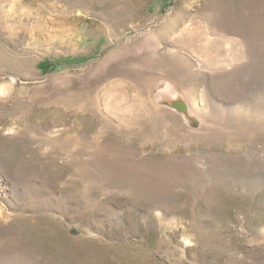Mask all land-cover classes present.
I'll use <instances>...</instances> for the list:
<instances>
[{
	"label": "rangeland",
	"instance_id": "1",
	"mask_svg": "<svg viewBox=\"0 0 264 264\" xmlns=\"http://www.w3.org/2000/svg\"><path fill=\"white\" fill-rule=\"evenodd\" d=\"M0 264H264V0H0Z\"/></svg>",
	"mask_w": 264,
	"mask_h": 264
},
{
	"label": "trees",
	"instance_id": "2",
	"mask_svg": "<svg viewBox=\"0 0 264 264\" xmlns=\"http://www.w3.org/2000/svg\"><path fill=\"white\" fill-rule=\"evenodd\" d=\"M60 66L61 65H59L58 63L52 62L50 60H45L39 64V68L43 73H48L52 70H57L58 68H60Z\"/></svg>",
	"mask_w": 264,
	"mask_h": 264
},
{
	"label": "water",
	"instance_id": "3",
	"mask_svg": "<svg viewBox=\"0 0 264 264\" xmlns=\"http://www.w3.org/2000/svg\"><path fill=\"white\" fill-rule=\"evenodd\" d=\"M173 105H174V107H176L180 111H183L184 113H187L186 106L184 104H182L181 102H174Z\"/></svg>",
	"mask_w": 264,
	"mask_h": 264
},
{
	"label": "bare ground",
	"instance_id": "4",
	"mask_svg": "<svg viewBox=\"0 0 264 264\" xmlns=\"http://www.w3.org/2000/svg\"><path fill=\"white\" fill-rule=\"evenodd\" d=\"M240 30V29H239ZM205 51V50H204ZM206 52V51H205Z\"/></svg>",
	"mask_w": 264,
	"mask_h": 264
}]
</instances>
